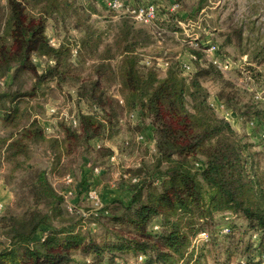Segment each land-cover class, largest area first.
<instances>
[{"label":"trees","instance_id":"16d2710c","mask_svg":"<svg viewBox=\"0 0 264 264\" xmlns=\"http://www.w3.org/2000/svg\"><path fill=\"white\" fill-rule=\"evenodd\" d=\"M6 2L8 15L0 34L4 71L11 64L15 67L13 77L20 70L31 71L36 90L49 82L51 92L64 85L75 87L76 96L86 103L88 111L79 112L77 125L68 130L89 143L103 138L102 129L121 126L122 119L133 120L130 114L134 111L141 122L147 119V133L144 130L143 133L152 139L153 154L145 176L130 172L125 184L126 196L112 198L101 206L100 217L107 219L110 224L107 232L114 236V242L106 246L83 237L74 223L51 222L49 214L59 213L63 196L53 188L45 170L33 172L28 193L34 206L27 213H1L0 220L8 230L7 242L0 248V264H71L72 251L97 256L106 251L110 259L119 252L130 253L143 259V264H177L188 253L190 237L207 229L216 214L226 211L241 215L249 229L264 230V165L257 167L258 161L264 160V145L260 152L251 150L244 136L215 113L202 82L216 80L219 84L216 98L241 119H264V105L254 92L249 93L250 102L242 100L233 82L224 79L202 53L197 54L196 64L192 63L188 72H182L176 60H168L165 74L154 64L141 63L142 49L151 43L152 37L128 16L117 23L115 33L107 41L102 34L108 33V29H90L82 18L80 21L75 18L74 26L83 36L71 49L65 44L55 47L49 44L44 34L45 20L27 12L29 0ZM172 2L178 3V7L166 13L168 19L175 21L186 1ZM195 2L196 12L192 16L206 0ZM64 7L77 10L75 0H54L53 11L58 13ZM219 35L223 40L216 43L224 54L222 49L226 50L227 43L233 40L239 47L242 42L241 31L236 27ZM101 48L99 57L93 60L94 52ZM71 51L78 56V64L69 60ZM31 52L46 58L47 67L42 71L31 61ZM88 61L91 73L82 76L80 68ZM115 83H119L120 97L110 90ZM2 112L5 120L12 110ZM29 127H35L34 132L41 137L37 122H30ZM28 135L24 130L22 137ZM21 143L22 139L8 144L7 159L11 162L19 161ZM15 144L18 147L11 152ZM51 152L56 158L57 154ZM114 152L107 155V160ZM142 168L145 167L137 170L140 172ZM133 177L136 180L132 182ZM41 203L47 205L44 214H40ZM154 224L158 225L157 229L153 228ZM248 264L259 263L249 260Z\"/></svg>","mask_w":264,"mask_h":264},{"label":"rangeland","instance_id":"374dc122","mask_svg":"<svg viewBox=\"0 0 264 264\" xmlns=\"http://www.w3.org/2000/svg\"><path fill=\"white\" fill-rule=\"evenodd\" d=\"M108 1L75 0L76 11L64 7L62 11L60 8L57 13V11H53L54 0H29L27 12L45 20L44 34L50 45L55 47L59 44H65L72 49L75 44L81 42L83 36L82 31L74 26L75 18L79 21L82 18L83 24L90 29L96 30L97 28L105 31L108 29V33L102 34L105 41L111 39L117 29V23L121 19L125 16L133 19L126 11L110 9L107 5ZM133 1L129 0V4L136 5L132 4ZM153 1L159 5L158 15L164 14L165 4L160 1ZM263 1L253 0L250 2V4H258L260 16L255 17L242 18L239 13L235 15L236 17L226 16L227 10H224L225 6H222L224 14L222 12L214 13L210 17H208L209 13L205 16L196 15L195 17H192L191 14L189 17L190 25L182 26L170 18L166 24L164 19H158L157 16L150 23L137 22V25H142L152 37V48L154 52L158 50L155 55L164 53L162 58L166 57L167 61L176 60L183 72V63H190L191 61V63L196 64V59H192L190 54L197 58V54L202 53L200 48L203 46L198 47L191 44L199 43L201 37L202 44H205L206 40L210 38L208 33L214 26L221 28L229 24V27L238 28L242 19L247 27L243 40L247 43L244 45L241 42L240 45L242 44L243 47L240 49L239 46L237 50L240 54L246 48L244 53L248 55L251 64H246L242 60L237 68L221 72V74L224 79L233 82L239 90V96L242 100L250 102L248 100L249 93L257 90L264 91V49L258 47L259 40L263 39L264 43ZM146 2L147 0H143L140 4ZM234 3L240 5L241 1L230 0L231 7L236 6ZM185 4H192V0H186ZM184 8L190 7L186 5ZM256 10L257 8L254 7L249 10V13L256 14ZM70 12L73 15L70 16ZM7 15V2L0 0V34L3 20ZM86 15L89 16L86 17ZM199 18L201 27L205 28L206 34L204 30L200 31L195 24ZM173 31H176L177 34H173ZM211 37L215 39L213 35ZM217 39L221 41L223 37L219 35ZM159 45L166 46L168 50L162 49ZM100 50L102 48L96 53L94 52L93 60H97L98 54L102 52L99 53ZM179 52L183 53L184 56L182 60L180 57V61L176 58ZM77 58L78 56L72 55L71 51L69 60L76 62ZM2 61L5 59L0 57V216L4 211H7V215L27 213L34 206L28 193V184L33 172L45 170L47 179L53 188L63 196L59 213L56 216L52 212L49 214L51 222L55 225L74 223L83 237L93 238L103 246L113 243L114 236L110 232L108 233L106 229L110 224H107L106 218L100 217L103 214L100 208L112 198L119 195L125 196L123 195L126 194L125 184L131 173H141L140 176L142 177L146 175L145 169L151 165L153 142L147 137L142 141H137L136 137L139 133L143 134V130L147 133L145 128L147 119H142V122L136 116L131 121L122 119L121 126L118 125L110 130L102 129L101 132L104 131L105 133L103 138L100 141L95 139L89 143L81 136L72 134L73 130H68V128H73L70 123L71 116L77 117L79 112L88 111L86 103L76 96L75 87L64 85L61 89L57 88V91L51 92L49 82L48 86L43 83L41 89L36 90L34 89L35 78L31 71L20 70L21 72L19 71L13 77L14 65L11 64L5 72ZM31 61L37 65L40 71L47 67L46 58L38 56L34 52H31ZM154 66L161 73H164L167 68L162 64H154ZM112 67L115 68V65ZM77 70L76 72H78ZM91 70L89 61L80 68L82 76H88ZM202 85L206 89L208 102L215 113L228 120L234 130L239 135L244 136L245 141L251 145L253 152H260L264 145V137H262L264 119L239 118L232 110L226 108L223 102L217 98L218 101L215 100L214 97L219 88L216 80H203ZM118 88L119 84L115 83L110 90L119 96L116 92L119 90ZM4 109L12 110L10 116L6 117L5 120L2 117L4 116L2 112ZM32 121L37 122L40 127L41 137L34 132L35 127H29ZM24 130L28 131V137H22ZM20 139H22V153L19 154V161L11 162L10 159H7L8 144L11 141L12 143L18 142ZM16 144L12 147L11 152L18 147ZM97 144H100L101 147L97 148ZM113 150L115 151L114 160H107V155L112 154ZM51 151H54L58 157L54 158ZM83 160H86L85 163H82ZM263 165V159L258 161L257 167L263 168ZM94 166L99 168V172L96 174L91 173ZM140 167H145L142 168L144 173L142 170L140 172L137 170ZM84 168L88 169L85 173L82 171ZM66 169L67 171H65ZM67 174L73 176L71 185L64 180ZM69 188L71 192L68 193ZM90 192L94 196L93 199L88 195ZM39 208L40 214L47 212L46 204L41 203ZM3 226L4 223L0 220V248L7 242L6 231L8 229ZM72 252L74 261L71 264H92V262L94 264H143V259L136 256L137 254L119 252L110 259V255L106 251L99 256L91 252ZM185 255L183 261L180 260L177 264H248L249 260L264 264V230H251L241 215L229 211L222 212L214 216L207 229L198 231L190 237L188 253ZM196 258L197 261L195 262Z\"/></svg>","mask_w":264,"mask_h":264},{"label":"crops","instance_id":"0c3cea01","mask_svg":"<svg viewBox=\"0 0 264 264\" xmlns=\"http://www.w3.org/2000/svg\"><path fill=\"white\" fill-rule=\"evenodd\" d=\"M147 1H150V0H147ZM153 1V0H152ZM155 1H160V2H162L163 4H165V7H164V14H160V15H158L157 17H158V19L160 18V19H164L165 21H168L169 19H168V14L166 13V12H168V10L170 11L171 9H170V7H171V5H172V0H168V1H166V0H155ZM186 1V0H185ZM195 1H197V0H192V4H190V5H188V4H186L187 6H189L190 8H188V9H185V8H183L181 11H178L177 13L178 14H176L177 16H176V18L174 19L175 20V22H177V24H180V25H190V20H189V17H190V15L191 14H193V13H195L196 11V7H197V3L195 2ZM241 1V4L240 5H236L235 3V5L236 6H234V7H231L230 6V0H206V3H205V5H203V6H201V8L199 9V11L194 15V16H192V17H195L196 15H198V16H205V15H207L208 13V17H210V16H212L214 13L216 14V13H218L219 14V12L221 13H223L224 14V11H223V8H222V6H225V8H224V10L226 9L227 10V14H226V16H230V17H236L235 15L237 14V13H239V15L243 18V17H255V16H260L259 15V7H258V4H250V2H252L253 0H249V1H247V0H240ZM260 1H263V0H257V2H260ZM140 2H143V0H134L133 2H132V4H139ZM172 2V3H171ZM186 3V2H185ZM263 4H264V1H263ZM185 5V6H186ZM257 8V13L256 14H254L253 12H251V13H249V10L250 9H252V8ZM162 13V12H161ZM170 13V12H169ZM195 24H197V27H199V29H200V31L201 30H204L205 31V28L204 27H201V22H200V18L198 19V22L197 23H195ZM161 27H163V26H161ZM230 27H233V26H230ZM229 24L227 25V26H223V27H221V28H218L217 26H214V27H212V30L210 31V33H208V35H210V38L209 39H207L206 41H213V42H217V43H219L220 42V40L219 39H217V36H218V34L220 33V32H227L228 30H229ZM158 28V27H157ZM160 28V27H159ZM246 25L243 23V21H242V19L240 20V25L238 26V29L241 31V36H242V42L244 43V45L247 43V41L245 42L244 40H243V35H245L246 34V32H247V30H246ZM162 30V29H161ZM173 34H177L176 33V31H173L172 32ZM205 34L207 33L206 31L204 32ZM211 35H213L214 36V38L215 39H213L212 37H211ZM199 41H201V42H203L202 41V37H201V39L199 40ZM159 43H160V41H159ZM228 45L226 46V54L227 55H229V56H231L232 58H234L235 60H236V62H239V63H241L240 61H242V60H244L245 61V63L246 64H251L250 62V60L248 59V55L246 54V53H244V51H245V49H244V51H242V53H240L239 54V51L237 50L238 49V46H236V44L234 43V41L232 40V42L230 41L229 43H227ZM160 47H162V49H166L167 47L166 46H164V45H159ZM153 47V43L151 42V43H149L147 46H146V48H144V49H142V53H141V55H142V58H141V63H143V64H147V65H152V64H162L163 65V61H167V59H166V57H164V58H162V55L164 54V53H161V54H159V55H155V53L158 51H155L154 52V49L152 48ZM243 47V45L241 44L240 45V49ZM258 47L259 48H261V49H264V43H263V39L260 41H258ZM158 48V47H157ZM166 50H168V49H166ZM183 53H181V52H179V53H177V55H176V58L180 61V57H181V60L182 59H184V56L182 55ZM238 57V59H236ZM160 61H162V62H160ZM244 61H243V64H244ZM113 63L112 64H114L116 61H112ZM168 62V61H167ZM192 64V63H191ZM165 74V73H164ZM163 74V75H164ZM117 84H119V83H117ZM117 93H118V91H116ZM119 94V93H118ZM215 98V100H217L216 99V96L214 97ZM218 101V100H217ZM123 195H125V194H123ZM122 195V196H123ZM126 196V195H125ZM124 196V197H125ZM118 197H121L120 195L118 196Z\"/></svg>","mask_w":264,"mask_h":264},{"label":"built area","instance_id":"2783aa9c","mask_svg":"<svg viewBox=\"0 0 264 264\" xmlns=\"http://www.w3.org/2000/svg\"><path fill=\"white\" fill-rule=\"evenodd\" d=\"M108 7L112 10H123L126 11L128 14L131 15V17L140 23H150L152 22L153 19L158 16L159 12V5H157L154 1L150 0L147 1L144 4H136V5H131L129 4V0H109L107 3ZM178 7V3L174 2L172 3L170 9L171 11L175 10ZM51 43V41H50ZM191 45H196L198 47L203 46L201 49L203 56L212 63L216 68H218L221 72H227L230 71L232 68H234L237 65V62L233 60L229 55H226L220 51V48L218 47L216 42L213 41H206L205 44H202L201 41L199 43L195 42V44ZM74 53L76 50L74 49ZM190 57L192 59H196V56L193 54H190ZM168 62L165 60L163 61V65L167 66ZM241 63H239L240 65ZM183 71L188 72L192 69V64L191 61L190 63H183L182 64ZM255 97L257 100H259L263 105H264V91L263 90H257L254 92ZM119 97V96H118ZM122 100H120L121 102ZM131 119L135 118V112L130 114ZM70 123L72 125H77V117L71 116ZM144 134V133H143ZM142 133H139L136 137L137 141H142L146 135H143ZM264 137V134L262 135ZM114 155L110 156L109 160H114ZM93 173H98L99 168L94 167L92 169ZM65 182L69 185L73 183V176L71 174H67L64 178ZM136 178H131V181H135ZM70 189V188H69ZM71 192L68 191V193ZM90 198L93 199V194L91 192L88 194ZM93 201V200H92ZM95 203V202H94ZM0 209H1V204H0ZM154 229L158 228L157 224H154L153 226Z\"/></svg>","mask_w":264,"mask_h":264}]
</instances>
